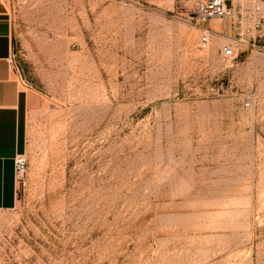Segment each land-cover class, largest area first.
Segmentation results:
<instances>
[{
    "label": "rangeland",
    "instance_id": "obj_1",
    "mask_svg": "<svg viewBox=\"0 0 264 264\" xmlns=\"http://www.w3.org/2000/svg\"><path fill=\"white\" fill-rule=\"evenodd\" d=\"M4 1L36 97L0 264H264V0Z\"/></svg>",
    "mask_w": 264,
    "mask_h": 264
},
{
    "label": "crops",
    "instance_id": "obj_2",
    "mask_svg": "<svg viewBox=\"0 0 264 264\" xmlns=\"http://www.w3.org/2000/svg\"><path fill=\"white\" fill-rule=\"evenodd\" d=\"M204 25L213 29V22ZM226 30V25L223 26ZM15 35L4 0H0V209L17 200L14 158L28 149V113L35 89L13 55Z\"/></svg>",
    "mask_w": 264,
    "mask_h": 264
},
{
    "label": "built area",
    "instance_id": "obj_3",
    "mask_svg": "<svg viewBox=\"0 0 264 264\" xmlns=\"http://www.w3.org/2000/svg\"><path fill=\"white\" fill-rule=\"evenodd\" d=\"M257 1V0H252ZM255 10H260V6L255 5ZM235 10L232 5H228L226 0H200L197 3L194 12V18L201 23L208 19L218 17L221 19H229L234 16ZM211 41V31L204 28L199 39L201 48H207ZM221 53L224 57H231L234 55V49L230 45H224L221 48ZM27 156L25 153H18L14 158V171L16 182L23 180L27 172Z\"/></svg>",
    "mask_w": 264,
    "mask_h": 264
}]
</instances>
